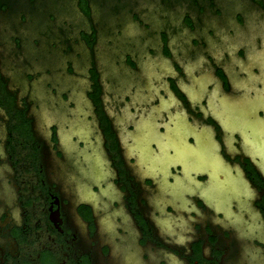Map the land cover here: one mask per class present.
I'll use <instances>...</instances> for the list:
<instances>
[{
	"label": "flooded vegetation",
	"instance_id": "flooded-vegetation-1",
	"mask_svg": "<svg viewBox=\"0 0 264 264\" xmlns=\"http://www.w3.org/2000/svg\"><path fill=\"white\" fill-rule=\"evenodd\" d=\"M188 1L139 44L132 13L109 62L78 31L88 61L44 114L0 55V264H264V0Z\"/></svg>",
	"mask_w": 264,
	"mask_h": 264
},
{
	"label": "rangeland",
	"instance_id": "rangeland-1",
	"mask_svg": "<svg viewBox=\"0 0 264 264\" xmlns=\"http://www.w3.org/2000/svg\"><path fill=\"white\" fill-rule=\"evenodd\" d=\"M74 3L75 0H34L33 10L29 12V5L20 0L12 13L4 11L0 14L1 70L9 74V88L31 98L40 106L37 111L42 114L58 98L56 93L48 92L51 86L63 91L76 79L74 73L62 75L65 61H71L73 69L79 73L83 72V66L88 61L89 55L82 42H74L78 31L87 30L92 24L97 37L95 59L103 58L109 62L126 45L120 43L125 39L117 34L122 25L126 31L136 30V23L131 20L132 13L149 24L142 37H135L137 44L153 29L168 30L171 25L180 24L183 13L194 14L188 0H89L90 11L89 14L84 12L85 15L77 11ZM243 6L253 11L245 0H223L220 4L224 11ZM23 13L26 18L20 22L18 14ZM48 15L52 16L51 20ZM204 17L202 20L205 21ZM13 35L19 38L18 50L13 49ZM33 40L35 44H32ZM65 43L70 44L72 50L63 51ZM73 51L79 53L78 57H74ZM45 69L50 72L46 73ZM24 71L32 75L28 81L23 78Z\"/></svg>",
	"mask_w": 264,
	"mask_h": 264
},
{
	"label": "trees",
	"instance_id": "trees-1",
	"mask_svg": "<svg viewBox=\"0 0 264 264\" xmlns=\"http://www.w3.org/2000/svg\"><path fill=\"white\" fill-rule=\"evenodd\" d=\"M0 3H2V2L0 1ZM87 3H88V0H79L80 9H82V11L85 12V13H87V11H88ZM29 5H31V6L33 5L34 6V4H29ZM0 7L3 8L4 4H0Z\"/></svg>",
	"mask_w": 264,
	"mask_h": 264
}]
</instances>
